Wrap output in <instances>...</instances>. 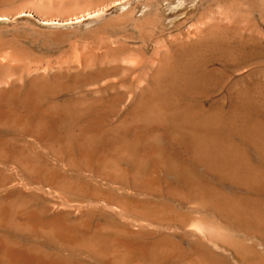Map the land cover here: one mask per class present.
Listing matches in <instances>:
<instances>
[{
  "label": "bare ground",
  "instance_id": "bare-ground-1",
  "mask_svg": "<svg viewBox=\"0 0 264 264\" xmlns=\"http://www.w3.org/2000/svg\"><path fill=\"white\" fill-rule=\"evenodd\" d=\"M203 22L195 39L170 35L152 60L136 49L114 81L118 67L76 58L70 73L27 77L24 59L10 48L15 63L0 54L7 77L24 82L0 86V264H254L250 250H264V202L248 193L264 180L247 153L249 85L234 91L232 70L221 82L215 65L232 62L234 38ZM61 93L68 98L54 100Z\"/></svg>",
  "mask_w": 264,
  "mask_h": 264
},
{
  "label": "rangeland",
  "instance_id": "rangeland-1",
  "mask_svg": "<svg viewBox=\"0 0 264 264\" xmlns=\"http://www.w3.org/2000/svg\"><path fill=\"white\" fill-rule=\"evenodd\" d=\"M0 5H1L0 12L5 11V10L8 11V8L12 9L14 7L16 11L19 9V5H21V8H20L21 11L18 10L19 13L17 12L15 13V11H13L14 13L12 14H10L11 11H9L8 14L6 13V11L3 12V13H6L8 17L6 14L4 15L2 12L1 13L3 15L0 14L2 16V17L0 16V50H1L0 54L4 55V53L7 51L5 53L7 57L5 55H4L5 57L3 55L2 57L7 58V61L9 60L11 62L10 64H12V62L15 63V61L8 59L10 58L9 54L11 52H12L11 53L12 55H14L15 53V56L16 54H18L16 57L15 56L13 57L11 56V57L12 59H17V57L19 56L20 59H22L23 63H24V60L26 61L25 64H27L28 66L26 67V70L24 72L25 74L27 73L29 74V75L28 74L26 75L27 77L29 76L31 77V74H32V75H44L48 78L49 75L56 73V71L57 72H67V70H69L68 72L70 73L73 71L71 66L74 67L73 65L75 66L77 65L75 64L76 63L75 58H76L79 60L77 61V63L81 64L82 62H84L87 66H93V67L116 66L118 67V70H117L118 72L120 68V70H123L124 73L122 71H120L119 73L116 71L117 74L112 76L113 79L111 80V81H114V78L117 80L119 79L118 77H122V76L124 77V75L126 74L125 72L126 70L121 64H124L126 62H132L131 57L133 55V58H134L135 57L134 54L137 55L136 52H138L139 56L141 55L140 53L143 52L144 58L146 60L147 59L149 60L150 58H151L150 60H152L155 57L153 54L154 52H156V49L162 51L164 47L162 48V46L160 47V45L162 43H163V46L164 44L167 45L169 43L168 41L171 40V38L169 37L173 35L172 38H174V36H176L174 34H177L180 31L184 36L186 35L192 36L191 38L195 39V32L199 31L198 30L199 26H197L198 23L200 22V25H201V20L203 22L206 19L203 22V24H206L207 26H204V27L202 26L200 28L206 29L208 27L210 28V30H212V32H215V31L218 32L221 30L219 33H223L224 35L226 34L230 36L231 38H234L233 40H231V43L233 44L230 45L231 56L229 58L232 59V62L229 64V66H226V67H224L225 65H223L222 62H221L222 66L218 64L219 62H217L215 66L221 69V73H220L221 82L225 80L224 78L225 75L226 74L229 75L232 70L233 72L234 71L235 72L234 73L232 72L230 74L231 79L229 81L231 84L236 86L239 84L242 85L247 82L245 85L246 86L249 85L247 88H249L248 89L249 90L248 92L249 93L248 115H249V130L250 131H249V142L247 145V153H248V157L250 160L249 161L250 167L251 168L254 167L252 169L253 172H255L257 175H260V177H262V179L264 180V168H263L264 167V154H263L264 153V0H120V1L119 0L118 1L117 0H4V1L0 0ZM39 6H40V9L42 6L41 13H40ZM38 9H39V13H38ZM44 12H46V14ZM100 12H102V15ZM222 12H228L231 18H229L230 16L228 14L222 13ZM42 13H44L45 16H41L40 14ZM94 13H97V14H94ZM14 14L16 15L14 16ZM231 14H233L234 16ZM225 15H228L229 17ZM43 17H46L47 21ZM199 18L200 19L202 18V19L200 20ZM212 18L215 20L217 18L218 21L219 20L220 21L218 23V21L214 20V22L211 24L209 23V26H208L207 23L209 22V19L212 22L213 20ZM227 18H229V20L231 19L236 20V22L234 20H233L234 22L233 21L229 22V23H232L230 24L232 27H229V23H226L228 22ZM145 19L146 20L148 19L147 22ZM223 19H226V21L225 22L223 21V23L221 24V21ZM183 20L186 21V24L183 23L185 22ZM196 21L197 22L199 21V22L196 23ZM140 22L142 23V25ZM216 22L218 25L216 24ZM161 23L164 25H162ZM233 23H235L237 26L233 25ZM146 24L147 26H145ZM220 24L221 26L223 25L224 26L221 27ZM226 25L228 28L226 27ZM191 26H193L192 29H190ZM142 27H145V28H142ZM196 27L198 29H196ZM185 29L188 31H186ZM189 29L194 31V33L190 31ZM242 30H244V32ZM55 32L58 34L57 36ZM60 32H62V34ZM246 33H248L249 36ZM139 34L141 35L143 34L144 36H141ZM178 34L177 36H179ZM245 35H247L251 39L247 38V36L245 37ZM97 37H99L98 40L96 39ZM240 37H242L243 39L242 38L240 39ZM157 38H160L161 42ZM4 39L5 41H3ZM11 40H13L14 42ZM241 40H244V41H242L241 43ZM96 41H98V43H96ZM102 41H104V43L106 42L107 44L106 45L102 44L101 43ZM144 41L146 42V44ZM116 42L119 43L118 44L119 46L115 45ZM91 43L92 45H90ZM93 43H96V47L99 45L97 47L98 49L100 47L105 49L106 47L105 52L101 51L102 48H100L101 50L99 49L96 51L97 48H95L94 46L95 44L93 45ZM108 43L110 44L109 50L111 49L112 52L108 50V46H109ZM157 45H159V47L162 49L160 48L158 49ZM13 47L15 50L13 49ZM87 47L91 48V51ZM121 47L123 48V50ZM154 47H156V49ZM25 48L28 51H26ZM170 48L171 47H169V50H171ZM83 49H85L86 53L89 52V54L85 53L84 55L85 51ZM12 50L14 51V53ZM152 50H154V52ZM80 51H81V54L83 52L82 56H86V55L88 56L84 57L85 59H83L82 56L81 58H79L80 57L79 55H81ZM107 51L109 52V54L106 53ZM19 52L21 53L19 54ZM91 52L92 54L95 52L94 55L92 54L90 55ZM115 52L118 53V55ZM28 53L31 55V58L29 57L30 55H27ZM98 53H100L101 55H99ZM121 53H125V54L123 55ZM105 54H107L108 56L110 55V56L109 57L105 56ZM120 54L121 56L119 57ZM127 54H129L128 56L129 57L131 56V57L129 58ZM76 55L79 57L77 58ZM95 55L96 57L92 58ZM97 55L100 56L101 59H96V58H100V57H97ZM239 55L240 56L242 55V56L240 57ZM89 56L92 58L93 61L91 60L89 61ZM104 56H105V59H103ZM116 56L118 57V59H120V61H118V59L115 58ZM123 56H127L129 59ZM106 57L110 59L108 60L106 59ZM121 57L126 58V59L123 60ZM137 57H135V59ZM114 58L116 59V61L114 60ZM0 59H1L0 64L5 65L4 62H7V61L4 60L3 58H0ZM63 60L64 62L61 63ZM238 60H240L241 62L240 61L237 62ZM27 61L29 62L27 63ZM88 61L90 65L88 64ZM109 61L110 62L113 61V63L111 62V64L108 63L106 65V63ZM64 63L66 64L64 65ZM72 63L74 64L72 65ZM68 64H70L71 66L69 65V67H67ZM130 64L131 63H129L128 65ZM2 65H0L1 66L0 82L2 79V84L0 86L6 87L7 85L8 87V83L10 80L7 81V78L8 79L11 78V80L15 78L16 80H18L19 76L13 75L10 78L7 77V76H11L12 71H10L11 72L10 73L9 72L10 69L8 68V66L4 67ZM30 65H32L33 67ZM46 66L51 67V69ZM246 66H248L249 69ZM4 68L8 69V74H7V71L5 73ZM38 68L39 70L40 69L41 70L39 71ZM61 68L64 70L66 68L67 70L64 71ZM36 69L37 71H35ZM29 70L32 71L33 73L30 72L31 73L30 74ZM49 70H53L54 72H51ZM239 71L241 72L239 73ZM121 72L123 74L119 75ZM5 74H7L6 77H4ZM244 76H247L250 78L246 77L247 79H244L245 78ZM2 77L5 79L6 82L3 83L4 79ZM241 77L243 78L242 80H241ZM110 78L111 77H109V80ZM236 80H239L240 82ZM18 81L21 83L22 80L19 79ZM233 81L234 83H232ZM241 81H245V82H241ZM5 83L6 85H3ZM122 85L120 86L122 87ZM240 85L238 87L236 86L237 88L234 86L235 87L234 91L237 92L238 90L236 89H239ZM120 86H119V89H120ZM74 94L79 96L81 93L79 92V90L76 89L74 91ZM219 96L220 94L218 95V97ZM66 98H68V96L61 93L59 96L55 97L54 100H60V99H66ZM235 144L240 146V142L238 141V139H235ZM256 148L257 150H255ZM225 187H226V191L228 192H231L232 190H234L233 192H237L238 190L237 188L235 189L233 187L234 188L233 189L232 187L226 184H225ZM248 194L249 196L256 194L255 196H251V197L254 198V197L259 196L262 198L264 202V187L259 192L255 189L253 190L251 189V191ZM229 236L233 237V238H230V241L234 240L235 238L236 240L238 239L240 241V242L237 241L239 244H241L242 241L246 243H250L252 241L251 240L252 237L250 238V236L244 238L240 236V234H233V233L231 234L229 233ZM236 240L232 242H236ZM250 251H252L253 255H255L251 257V261H253L254 264H256L257 262L261 264L260 256L263 261L264 260V250L261 251L258 248V246H256V247H253ZM256 258L257 260L255 261Z\"/></svg>",
  "mask_w": 264,
  "mask_h": 264
}]
</instances>
